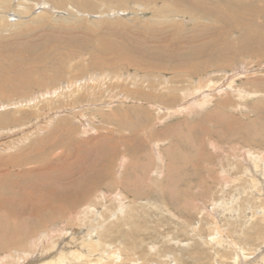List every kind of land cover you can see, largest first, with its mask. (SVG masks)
<instances>
[{
	"label": "rangeland",
	"instance_id": "rangeland-1",
	"mask_svg": "<svg viewBox=\"0 0 264 264\" xmlns=\"http://www.w3.org/2000/svg\"><path fill=\"white\" fill-rule=\"evenodd\" d=\"M173 1L0 0V132L6 130L0 133V163H14L8 170L3 166L10 180L0 179V189H29L36 185L37 172L30 171L37 165L57 174L68 150L102 146L97 151L110 159V168L98 164L94 155L85 163L101 174L110 170L95 180L90 194L103 190L97 201L91 199L100 218L111 216L112 233L100 241L121 254L116 264H234L235 252L223 238L246 255L264 247V42L235 39L230 52L218 50L210 57L158 56L159 49L173 47L187 53L185 48L200 42L194 35L215 24L183 2L185 14L153 17L156 7ZM203 1L196 3L209 2ZM144 51L150 54L144 56ZM231 74L232 87L248 93L242 99L210 90V102L198 111L169 117L162 109L192 98L180 100V88L191 79L198 85L211 79L225 87ZM171 94L178 98L175 102ZM154 103L163 110L159 114ZM256 155L258 167L250 161ZM253 172L261 177L255 175L256 183ZM75 177L79 184L81 175ZM174 191L169 201L168 193ZM209 213L222 229L217 245L206 242L214 232ZM66 216L46 217L40 226L25 214L23 236L16 238L30 245L52 223L67 226ZM8 231L16 229L0 225L1 236ZM58 236L56 231L54 242ZM9 250L2 248L0 255ZM18 251L17 257L5 258L7 264H26L49 254L27 257Z\"/></svg>",
	"mask_w": 264,
	"mask_h": 264
},
{
	"label": "bare ground",
	"instance_id": "bare-ground-1",
	"mask_svg": "<svg viewBox=\"0 0 264 264\" xmlns=\"http://www.w3.org/2000/svg\"><path fill=\"white\" fill-rule=\"evenodd\" d=\"M208 1H209L208 3H206L207 0L203 1L206 4H204V3L198 4V3H196V0H174L172 3L167 4L165 6H159L158 8L155 6L156 9H154L155 14L153 17H160V16L164 17V16H167L168 13H170L172 16H176V15L185 14L184 12H182L181 2L187 3V4H189V6L191 8L193 7L195 9L200 10L199 16L201 18H204L206 20H211L215 23L213 25L210 24L211 26L209 25L210 27H208V28L205 27L209 32L202 31V32L194 35V39L200 38V42L197 44L195 43V44L185 48V49H188L187 53L182 52L179 54L178 52L181 51V49L173 47L170 50L159 49V52H156V54L158 56H165L164 58H171V55L176 56V55L183 54V58L185 57L186 59H192L193 54H195L196 57L199 55H202V56L206 55V57H210L213 54L214 55L218 54L217 53L218 50L220 51V54H221V52H230L232 47H233L235 39H242L245 41L246 44H247V41L252 40V39H256L258 42L259 41L264 42V40H263V37H264V0H251L252 3H248L246 0H243L245 2V4L241 3L240 5H239V1H242V0H208ZM190 13L191 12L188 11V14H190ZM193 14L195 15L196 13H193ZM260 19H261V21H259ZM207 22L205 23V26H206ZM242 23L244 24V26L242 27L243 30L239 34L240 35V37H239V35H237V32H235V31L240 26H242ZM232 36H233V40H229V37H232ZM234 36H236V37L234 38ZM207 39H208V41H207ZM258 49H262V47H259ZM250 50H252L251 47L247 48V51H250ZM144 52H145L144 56H147L148 54H150L147 51H144ZM146 53H148V54H146ZM158 56L156 58H158ZM182 68L185 70L186 67H182ZM190 70L192 72H194L195 68H193V66H191ZM192 72H190V73H192ZM195 73H196V71L194 72V74ZM185 74H187V73H185ZM191 76H190V78H193ZM230 76H231L230 81L228 82V80H229V77H228V80L226 81L228 83L225 87H222L223 86L222 84L215 85L216 83L211 79H208V80L201 79V81L203 80L204 82L199 84V85H198V83L197 84L195 83L196 84L195 85L193 83V79H191V80L187 79L188 81L190 80L189 83H186L185 87L180 88V91L182 92V94H181L182 96L179 94L181 96L180 100L184 99L186 97H192V98L188 101H183L177 108L174 107V108L169 110L168 108H170V107H168V108L162 107V109H165L166 114H168L169 117H171L170 114L174 115L176 112L177 113L185 112L187 114H190L191 112L198 111L200 108L205 107L206 103L208 104L210 102V100H211V98H210L211 94L209 92L210 90H217L215 93H218L219 95H226L225 92L228 91L230 94L234 93L235 96L242 99L246 94H248L247 91L242 90L243 88L234 89L232 87L233 86L232 83H233L235 75L231 74ZM196 81H197V79H196ZM191 83H193V84H191ZM212 84H213V86L215 85L214 89L208 88V87H211ZM190 87H192V88H190ZM195 95H198V96H195ZM170 96H171V98H170L171 101L175 102L176 99H178V98L174 97V95L172 96V94ZM167 104H168V102H167ZM154 105L158 106V107H156L157 113L160 111H163L161 109V107H159L160 106L159 104L154 103ZM35 106H36V103H35ZM164 107H166V106H164ZM155 118H157V117H155ZM3 129H5V128H3ZM5 131H1V132L4 133ZM156 144L157 143H155V145ZM212 144H213V142H212ZM155 145H153V146H155ZM101 147L102 146H98V147L88 151V150H85L84 148L77 146V147H75L76 150H68L64 154V159H63V163H62V164H64V166L62 167V170L60 172H58L57 174H54V173L48 172V171L43 172L42 169L46 168L47 166L46 165L45 166L37 165L34 170L30 171V172H37L35 174L36 185H31L29 189H26L23 187H21L20 190H13V189H10L8 187L0 189V225L2 227H4L6 230L16 229L15 233H13L12 231H8V232H2V236L0 235V250H2V248L3 249L4 248H10V250H9L10 252L6 253L7 255H3V256L0 255V264H3V263L7 264L5 261V258L10 257L13 254L16 255V257H17V255H19V253H20V251H18V249L23 250V252L26 256L27 255H33L36 252L38 254L49 253L48 255L42 254L43 257L41 256V258L35 259L33 262H29L26 264H65V263H69V264H110V263H113L114 260H117L121 256L120 253L116 254L118 251H115L114 249H110V247L108 248L109 245L103 244L100 241L103 239L104 235L107 236L108 234L112 233L111 226H113L110 224V220H109V217H111V216L109 215V217L107 216V218H103V219L101 216V218H100V216H99L100 214L97 213V211L93 207L94 204H92L93 200L97 201L99 199L100 193L103 194V192H102L103 190L98 191L99 195L96 194V195L92 196V194H90V192L95 189L94 188L96 185L94 183L95 180H98L99 178L103 177L105 174H107L110 171V170L109 171L105 170L101 174L100 171H97L98 169L97 170H95L93 168L90 169L91 167H88L90 164L85 163V161L89 157H92L94 155L95 161L97 162L99 160L97 162L98 164L99 163L100 164L106 163L105 165H107V167L110 168V164L107 160L109 158H107L105 160L104 158H106V156L102 157V154L99 151H97V149L99 150ZM6 149L8 150V148H6ZM6 149H5V151H6ZM11 150H14V149H11ZM248 154L249 153H247V155ZM247 155H246V157H248ZM9 156H10V154H9ZM42 156H44V154L42 152H40L37 157L40 160H42ZM235 157L236 156H234V158ZM250 157H252V156H250ZM70 158H72V159H70ZM69 160H71V161H69ZM10 161H13V160L6 159L4 162L0 163V179H5L7 177L6 181L10 180L9 172L6 171V176L4 177L3 172L1 171L3 169L4 165H7L6 170H8L10 168L9 166L14 164L13 162H10ZM26 161H29V158H25L24 162H26ZM237 161H238V159H237ZM250 161L254 167H258L260 158H258L256 155V158L252 157ZM120 162L122 163L123 159H121ZM97 163H95V165H97ZM103 167H104V165H103ZM100 169H104V168H100ZM222 171L224 172V175H222L223 176L222 179L225 180L227 178L226 174H225L226 171L225 170H222ZM76 173L80 174L82 177L81 178L82 181H80L79 184L73 182L74 178L78 177V176L75 177ZM257 173L258 172H255V173L253 172L252 174H254V175L250 176V177H254L253 179L251 178V181L253 183L255 181L259 180V179L257 180V178H255L257 176ZM88 175H90V176H88ZM257 177L261 178L259 174ZM263 181L264 180H262V182ZM262 182H260V183H262ZM60 184H69L72 187L71 188H62ZM147 191H146V193H147ZM251 191H252V189H251ZM88 193H89V195H87ZM175 193H176L175 191L173 193H170V194L168 193L169 201L174 200L173 197L175 198V196H174ZM138 196H140V195H138ZM91 197H93V200L91 199ZM121 197H122V195H121ZM19 199H21L23 201H17ZM117 200H118V198H117ZM117 200H115V202H117ZM112 201H110L111 204H113ZM82 203H84V205L81 206ZM118 203H121V202L118 201ZM172 203H174V202H172ZM64 205L67 207V209H69L67 216H66V212H65L64 216L62 215L63 212L65 211ZM214 206H215V204H214ZM211 210H214V208H212ZM25 211H27V213H25ZM113 212H115V211L113 210ZM212 212H214V211H212ZM25 214H27V218H29V214H30L31 218L34 219L35 222H37L36 224L40 225V226L43 224V221L46 219V217H48V218L49 217H59L61 215L62 218H64L66 216L65 220H66L67 226L63 227L62 224L52 223L51 224L52 226L50 228H48L47 231L41 232L40 235H38L34 239L30 240V245L27 244L25 246L24 244H22L19 241V238H16V235L21 236L25 230L24 224L27 221L24 224L21 223V220L23 219V216ZM101 215H102V213H101ZM210 215L215 220H214V226H212L211 229L210 228L209 229H210V231L214 230L215 233L213 232L211 234V232H210L211 235H209L208 239L206 238V242L210 243V244L216 243V245H217V243H219L221 241L220 235H222V234L220 233V230L222 232V229L219 227L220 225H218V223L216 222L217 216L213 215V214H210ZM203 219H206V218H203ZM263 221H264V219H263ZM208 222L210 223V221H208ZM227 225H228V223H227ZM229 225H231V224H229ZM195 226H192V227H195ZM209 226H207V227L205 226V228H208ZM232 226H233V224H232ZM194 229H197V228L195 227ZM56 231L59 234L57 239L59 240L61 238L58 245H57L58 240L55 242L53 241V237H54V234L56 233ZM68 231H70L69 234H68ZM113 236H115V235H113ZM67 237L69 239L65 240V239H67ZM230 238H232V237H230ZM111 239H113V238L111 237ZM224 241H226L228 243V245L230 247H232L234 252H235V257L233 259L234 264H250V263L251 264H264V253H263V255L261 254L262 252H264V247H262V248L260 247L259 248L260 251H258V252H256V250L253 248L254 251H251L250 252L251 254L248 253L246 255L245 253L247 251L244 253L243 249L239 248V246L236 247V245L231 241V239H230V241H228V240H225L223 238V242ZM72 246H74V247H72ZM100 246H101V248H100ZM37 247H39V248H37ZM53 249H55V251ZM51 250H53L55 252L53 254L54 256L52 254H50V253H52ZM248 255H250V256L252 255L250 260H249ZM35 256H36V254H35ZM94 256H96V257H94ZM18 257H20V256H18ZM16 260H17V258L15 259V261ZM247 260H249V261L247 262ZM116 263H118V262L114 261V264H116ZM122 264H125V263L122 262Z\"/></svg>",
	"mask_w": 264,
	"mask_h": 264
}]
</instances>
